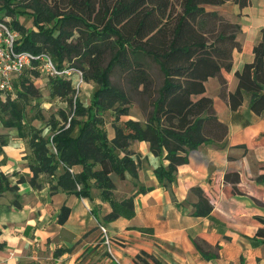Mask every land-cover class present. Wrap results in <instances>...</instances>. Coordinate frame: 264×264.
Instances as JSON below:
<instances>
[{
  "label": "trees",
  "instance_id": "trees-1",
  "mask_svg": "<svg viewBox=\"0 0 264 264\" xmlns=\"http://www.w3.org/2000/svg\"><path fill=\"white\" fill-rule=\"evenodd\" d=\"M7 1L15 5L0 6V21L20 30L17 49L47 50L59 67L76 57L82 68L85 63L88 65L84 78L93 79L98 87L86 106L77 96L74 98L76 87L70 79L51 76V95L64 98L74 113L61 108L59 117L52 115L51 132L44 133L32 122L33 118L43 116L39 110L30 118L27 116L29 96L39 97L33 92L38 88L31 77L40 73L36 68H27L14 81L17 97L0 98V119L5 126L16 127L31 146L29 166L33 175L29 181L33 186H40L42 174H53L62 164L64 171L58 176V184L81 196H90L92 186H97L102 199L112 205L107 219L132 216L135 212L133 195L118 198L114 192V175L124 178L127 172L138 174V162L130 148L133 140H147L154 153L169 160L167 165L157 166L155 172L161 182L170 185L178 166L188 161L191 149L225 138L228 124L218 117L213 98L205 93L210 76L219 77L221 95L228 98L232 108L240 106L249 93L251 109L259 114L264 111V27L261 39L254 45L253 60L236 70L237 88H227L222 70L232 69L233 51L242 47L240 22L219 8L229 0ZM230 1L240 7L251 3ZM24 12L33 14V26H38V30L21 22L19 16ZM9 14L17 15L14 24L6 18ZM44 15L49 25L44 22ZM108 52L110 57L104 65ZM149 59L155 60L163 73L157 95L152 99L153 108L144 119L120 121L121 115L130 113V100L128 93L113 82L114 68L128 71L134 84L141 83L145 90L153 92ZM119 101L121 104H116ZM110 107L115 108L113 137L105 126L103 113ZM80 115L85 118H79ZM77 122H81V129L74 134ZM5 143L7 140L0 134V152ZM74 164H80L81 169L71 170ZM25 179L22 174L13 183L11 176L0 168V194L11 190L12 204L20 206L18 182ZM146 189L141 186L139 190ZM194 189L199 194L194 214H209L213 204L201 187ZM69 214L70 207L64 204L60 221L64 222ZM256 235L264 238V226L258 228ZM3 247L0 242V249Z\"/></svg>",
  "mask_w": 264,
  "mask_h": 264
},
{
  "label": "crops",
  "instance_id": "crops-1",
  "mask_svg": "<svg viewBox=\"0 0 264 264\" xmlns=\"http://www.w3.org/2000/svg\"><path fill=\"white\" fill-rule=\"evenodd\" d=\"M219 8L241 24L242 47L233 51L232 69L222 70L228 90L233 91L238 85L236 70L253 60L254 45L262 37L264 0H251L244 7L229 0ZM205 93L228 124L225 138L191 149L170 185L155 172L169 160L154 153L147 140H133L130 148L138 174L114 177V192L118 198L133 195L135 212L114 219L106 218L112 205L102 199L97 186H92L90 196H81L58 184L62 164L55 173L42 174L40 186H33L31 146L16 127L5 126L0 119V134L7 140L0 168L13 183L26 176L18 182L20 206L12 204L11 190L0 194L4 243L0 264H264V238L256 235L264 226V111L251 109L247 93L243 103L232 108L221 95L217 75L206 80ZM114 135L115 131L110 137ZM71 168L76 172L81 165ZM141 186L147 189L139 190ZM196 186L213 204L207 215L194 214L199 200ZM64 204L70 214L61 222ZM99 223L108 227L112 252Z\"/></svg>",
  "mask_w": 264,
  "mask_h": 264
},
{
  "label": "rangeland",
  "instance_id": "rangeland-1",
  "mask_svg": "<svg viewBox=\"0 0 264 264\" xmlns=\"http://www.w3.org/2000/svg\"><path fill=\"white\" fill-rule=\"evenodd\" d=\"M4 5L14 6L15 3L8 2L7 0H0V6L4 8L5 7ZM34 7H36L35 4ZM16 17L17 15H10V14L6 16V18L10 19L11 22L13 21V19H16ZM19 18L21 22L27 27H32L34 24L33 14L31 12H24L21 16H19ZM43 19L46 25L50 24L46 15L43 16ZM33 27L36 30L39 29V27L36 25H34ZM109 57H110V53L108 52L103 60L104 65L108 62ZM149 61H150L149 65H150L151 75L154 81L152 88L154 89L153 92H151L150 89L145 90L144 85L141 83L134 84L128 71L120 68L119 66H115L114 68L111 78L115 84L123 88L128 93L130 100V103H127V105H129L130 107V113L121 115L120 121H123L128 118L144 119L153 108L152 99L157 95L156 90L158 89L159 85L162 82L163 73L159 67V64L155 60L149 59ZM66 63L67 65L75 66L82 72H85L86 68H88L87 63H85L83 66L85 68H82V66L80 65L81 62L76 57H73L71 62L70 60L69 61L66 60ZM79 70H76L72 73L71 79L73 82L77 81L78 78L79 79L81 78V72ZM13 76L14 78H16L18 75L17 73H13ZM31 80L33 81L36 88H38V90H34L33 92H35V94H38L39 97L33 95L29 96V103L27 104V116L28 118H30L33 112L39 110L38 113H41L43 116L41 118H33L32 122L37 126L41 127L44 133H50L52 115H56L57 117H59V111L61 108L64 107L72 115L74 113V108L70 107L69 103L64 98L60 96L54 97L51 95L48 75L40 72L37 75L36 74L32 75ZM97 87H98V83L95 82L93 79L87 80L83 77L80 88L78 90L76 89V92L74 93V98H76L77 96L86 106H89L94 91L97 89ZM36 102L37 104H35ZM116 104H121V102L120 101L116 102ZM103 113L105 119V126L109 134L112 136V134L115 131L112 124L115 114V108L110 107L104 110ZM79 118H85V116L80 115ZM80 129H81V122H77L73 128V133L78 134ZM114 177L116 179V175H114ZM146 262L148 263V260H146Z\"/></svg>",
  "mask_w": 264,
  "mask_h": 264
},
{
  "label": "built area",
  "instance_id": "built-area-1",
  "mask_svg": "<svg viewBox=\"0 0 264 264\" xmlns=\"http://www.w3.org/2000/svg\"><path fill=\"white\" fill-rule=\"evenodd\" d=\"M21 32L13 28L8 22L0 21V98L2 100L13 99L17 97L14 81L27 68H36L41 73L49 76H64L71 79L74 71L79 70L73 65H65L59 67L52 54L47 50L34 52L27 49H17L16 44L21 38ZM80 71V70H79ZM81 78L77 81H72L78 90L83 80V72ZM13 73H17L14 78ZM72 170V168L70 167ZM100 229L104 236V242L108 249H111V238L108 227L104 223H99Z\"/></svg>",
  "mask_w": 264,
  "mask_h": 264
}]
</instances>
